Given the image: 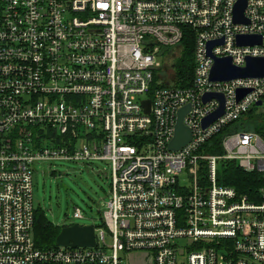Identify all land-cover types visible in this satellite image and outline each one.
<instances>
[{
	"label": "built area",
	"instance_id": "2783aa9c",
	"mask_svg": "<svg viewBox=\"0 0 264 264\" xmlns=\"http://www.w3.org/2000/svg\"><path fill=\"white\" fill-rule=\"evenodd\" d=\"M236 2L0 0V264H122L133 251L148 264H264V76L210 78L215 57L264 56V0H246L245 23ZM185 41L191 73L178 79L163 50ZM205 92L224 103L203 126L220 105ZM185 104L191 139L170 149ZM249 120L260 127H240ZM55 159L109 165L94 245L34 239L35 162ZM226 161L263 183L251 194L220 183Z\"/></svg>",
	"mask_w": 264,
	"mask_h": 264
},
{
	"label": "rangeland",
	"instance_id": "374dc122",
	"mask_svg": "<svg viewBox=\"0 0 264 264\" xmlns=\"http://www.w3.org/2000/svg\"><path fill=\"white\" fill-rule=\"evenodd\" d=\"M188 47V42L163 50L167 55L168 68ZM240 123V127L256 128V120ZM237 125V124H236ZM234 127H238V126ZM109 165L103 160L55 159L35 162L33 173L32 199L34 207L40 206L53 223L102 224L101 212L109 193ZM78 206L83 216L74 217ZM145 252L133 251L122 255V264H148Z\"/></svg>",
	"mask_w": 264,
	"mask_h": 264
},
{
	"label": "water",
	"instance_id": "95a60500",
	"mask_svg": "<svg viewBox=\"0 0 264 264\" xmlns=\"http://www.w3.org/2000/svg\"><path fill=\"white\" fill-rule=\"evenodd\" d=\"M246 0H237L233 9V18L235 22L245 23L248 19L244 15ZM222 40H212L208 42L207 50L210 53L211 47ZM261 42L259 34H237V44H256ZM239 76H264V56H247L244 66H237L231 62L230 56H219L214 58L210 69V78L217 80H227ZM248 88L238 89L237 97L246 93ZM217 97L220 105L213 112L202 119L203 126L207 125L223 112L224 98L219 92H205L203 99ZM145 111H149L150 100L142 101ZM260 103V100L257 101ZM190 105L185 104L177 110V117L174 126V135L171 138L168 147L170 149H179L191 139V129L184 124V115L188 112ZM56 245L88 246L95 244L94 227L92 224L70 223L63 225L55 236Z\"/></svg>",
	"mask_w": 264,
	"mask_h": 264
},
{
	"label": "trees",
	"instance_id": "16d2710c",
	"mask_svg": "<svg viewBox=\"0 0 264 264\" xmlns=\"http://www.w3.org/2000/svg\"><path fill=\"white\" fill-rule=\"evenodd\" d=\"M173 66L178 79L189 76L191 73L190 46L186 47L176 58ZM259 125L260 123L256 124V129L260 127ZM216 150L218 151V149ZM218 181L222 184L232 185L239 192L249 194L254 193L258 186L263 183L262 177L256 171L243 170L233 161H226L221 164ZM63 225L53 223L48 219L40 206L34 207L33 235L38 246H55V236Z\"/></svg>",
	"mask_w": 264,
	"mask_h": 264
}]
</instances>
